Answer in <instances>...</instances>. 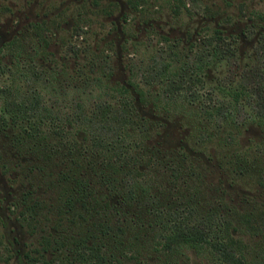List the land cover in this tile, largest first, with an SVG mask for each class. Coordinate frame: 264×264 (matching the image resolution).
<instances>
[{
	"label": "rangeland",
	"instance_id": "374dc122",
	"mask_svg": "<svg viewBox=\"0 0 264 264\" xmlns=\"http://www.w3.org/2000/svg\"><path fill=\"white\" fill-rule=\"evenodd\" d=\"M215 30L234 59L207 54ZM263 45L264 0H0V255L6 260L0 264H22L24 254L41 249L47 228L29 234L19 222L20 203L29 192L43 194L40 174L70 171L67 158L49 162L31 146L19 147L21 131L11 116L37 100L38 113L30 116L39 138L57 147L66 141L71 152L82 135L78 107L87 113L97 103L115 107L119 85L130 90L136 119L146 127L145 162L158 163L152 166L158 178L161 165L170 164L186 180L179 197H190L197 209L189 207L177 222L213 229L198 250L166 249L176 218L142 215L140 229L125 239L132 246L123 248L121 264H228L222 246L243 264H264V118L243 124V108L229 103ZM221 106L231 119H222ZM35 165L43 172H32ZM41 197L49 203L52 194Z\"/></svg>",
	"mask_w": 264,
	"mask_h": 264
},
{
	"label": "trees",
	"instance_id": "16d2710c",
	"mask_svg": "<svg viewBox=\"0 0 264 264\" xmlns=\"http://www.w3.org/2000/svg\"><path fill=\"white\" fill-rule=\"evenodd\" d=\"M213 34L206 44L210 47L207 54L231 60L235 54L230 44L218 31ZM259 50L261 55L256 65L245 70L242 86L230 94V105L244 110L243 124L248 119L264 118V45ZM187 70L192 71V68ZM188 76L194 83L195 74ZM134 91L138 98H143L137 85ZM114 92L115 107L97 103L89 113L82 106L78 107L75 123L82 135H76V146L71 152L66 141L57 147L39 138L38 131L32 126L36 116H30V113H38L37 100L20 104L19 113L11 116L10 121L21 131L20 138L16 140L19 147L31 146L32 154L38 159L45 155L49 162L55 160V156L67 158L70 166V171L56 176L49 173L41 176L38 173L39 188H43V194L38 197L29 192L20 203L19 222L29 234L36 233L39 225L47 228L41 236V249L35 248L24 254L22 264H63L64 260L69 264H114L113 261L121 264L120 258H127L123 248L129 250L132 246L131 241L127 243L125 239L140 229L137 219L142 215L150 219H162L169 215L176 218L163 244L166 249L184 246L198 250L201 244L206 243L207 231L212 228L205 223L177 222L184 211L188 213L190 208L197 209L190 204V197H179V190L186 180H180L181 175L178 180L180 171L170 164L161 165L163 170L158 178V173L153 171L158 163L145 162L142 154L145 153L147 131L144 123L136 119L130 90L119 85ZM193 95L191 92L190 96ZM247 106L251 108L250 112L246 110ZM226 108L221 106L217 110L224 120L232 117ZM210 111L207 112L211 114ZM261 125L264 128V122ZM52 131L54 133L55 130ZM64 135H57L55 139L61 140ZM59 149L61 152L58 154ZM37 171L43 172L35 165L32 172ZM48 193L52 194V202L49 203L41 197ZM170 201L172 205L168 209ZM1 246L0 233V251ZM222 248L223 261L243 264L233 253L227 254L225 246ZM47 253L51 257L45 256ZM130 259L136 260L135 256ZM2 261L6 260L0 255Z\"/></svg>",
	"mask_w": 264,
	"mask_h": 264
},
{
	"label": "flooded vegetation",
	"instance_id": "af4514ba",
	"mask_svg": "<svg viewBox=\"0 0 264 264\" xmlns=\"http://www.w3.org/2000/svg\"><path fill=\"white\" fill-rule=\"evenodd\" d=\"M216 31L219 32V35H220V36L224 37V36H223V33H222L220 30H215V32H216ZM215 32H214V33H215ZM224 38H225V37H224ZM225 40H226L227 43L229 42V41L227 40V38H225ZM234 58H235V57H231V59H234Z\"/></svg>",
	"mask_w": 264,
	"mask_h": 264
}]
</instances>
